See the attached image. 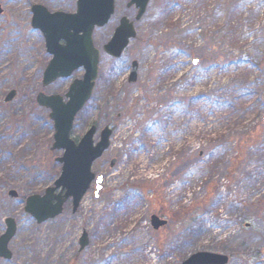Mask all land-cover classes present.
<instances>
[{"label":"rangeland","instance_id":"374dc122","mask_svg":"<svg viewBox=\"0 0 264 264\" xmlns=\"http://www.w3.org/2000/svg\"><path fill=\"white\" fill-rule=\"evenodd\" d=\"M35 5L77 10L76 0H0V237L5 219L17 224L12 259L0 264H183L197 253L255 249L238 204L264 197V0H150L119 59L103 52L110 31L96 36L98 79L72 138L96 126L97 143L113 129L110 149L93 166L103 189L96 198L93 184L77 213L69 200L42 225L25 213V201L53 187L63 151L51 150L54 124L37 96H65L85 72L42 86L51 57L31 26ZM133 62L138 79L130 84ZM253 130L260 140L229 190L237 143ZM206 185H219L218 195L206 197ZM153 216L167 225L154 230ZM83 233L89 245L80 252Z\"/></svg>","mask_w":264,"mask_h":264},{"label":"water","instance_id":"95a60500","mask_svg":"<svg viewBox=\"0 0 264 264\" xmlns=\"http://www.w3.org/2000/svg\"><path fill=\"white\" fill-rule=\"evenodd\" d=\"M150 0H131L129 7L138 10L137 21L147 11ZM2 11L0 9V15ZM115 13V0H77L74 14L64 12L50 13L45 7H32L33 29L42 33L45 40L46 53L51 57L44 74L42 86L47 88L59 80H66L79 70H84L82 79L74 80L65 96H37V104L49 111V119L54 124V143L52 151H63L56 163L62 166L61 174L53 187L44 195H33L26 199L24 211L38 225L60 217L65 204L72 200L73 213H77L81 202L95 184V197L99 198L103 189L104 177L93 172L94 164L110 149L113 130L105 127L100 132L96 143L98 128L92 126L82 139L76 142L72 138L77 116L90 102L99 74L100 51L95 47L93 34L96 29L105 27ZM135 38L133 23L124 18L116 30L112 40L104 46L103 51L111 58L119 59ZM138 79V64L132 63L129 83L135 84ZM16 92H10L4 103L12 102ZM117 161L111 162L114 168ZM10 199H17L15 191L9 193ZM6 231L0 237V258L11 260L9 249L11 241L17 234V224L12 218L5 221ZM151 224L154 230L167 225V221L153 216ZM89 245V238L83 233L80 239V252ZM183 264H229V257L220 254L197 253L189 257Z\"/></svg>","mask_w":264,"mask_h":264},{"label":"trees","instance_id":"16d2710c","mask_svg":"<svg viewBox=\"0 0 264 264\" xmlns=\"http://www.w3.org/2000/svg\"><path fill=\"white\" fill-rule=\"evenodd\" d=\"M258 133L253 130L249 134L243 135L241 141L237 143V152L231 166L226 171V181L227 189L236 187L237 185H232L235 180L241 176L242 169L244 168V162L246 159L247 152L256 146L260 140ZM241 172V174H240ZM219 185H206V197H216L220 191ZM241 220L243 231L250 235L256 236L258 239V244L253 250H248L245 253L235 252L229 256L230 260L237 257L243 260L242 264H255L257 261H261L264 258V197H259L255 201L241 202ZM174 218L179 220V214H174Z\"/></svg>","mask_w":264,"mask_h":264},{"label":"flooded vegetation","instance_id":"af4514ba","mask_svg":"<svg viewBox=\"0 0 264 264\" xmlns=\"http://www.w3.org/2000/svg\"><path fill=\"white\" fill-rule=\"evenodd\" d=\"M131 0H124V4L121 1L115 0V13L112 16L111 20L109 21V23L103 27V28H99L96 29L94 34H93V41L95 44V39L96 36L98 34L101 33L102 30L108 29L110 31L109 37L107 38L106 44L107 45L113 38L116 30L120 27L121 21L122 19L126 18L128 19L131 23H133L134 25V29H135V38L133 40H135L137 38L138 32H137V27L136 25L142 20L137 21V15H138V10L135 7H129ZM122 3V6H121ZM1 9V8H0ZM123 10V12H122ZM2 11V10H1ZM2 14V13H1ZM98 32V33H97ZM131 40V42L133 41ZM130 42V44H131ZM129 44V45H130ZM104 45V46H105ZM103 46V48H104ZM96 47V44H95ZM129 47V46H128ZM127 47V48H128ZM97 48V47H96ZM98 49V48H97ZM125 52V51H124ZM124 54V53H123ZM108 56V55H107ZM114 59V58H113ZM5 231H6V227H5ZM10 249V248H9ZM1 259V258H0Z\"/></svg>","mask_w":264,"mask_h":264},{"label":"bare ground","instance_id":"6f19581e","mask_svg":"<svg viewBox=\"0 0 264 264\" xmlns=\"http://www.w3.org/2000/svg\"><path fill=\"white\" fill-rule=\"evenodd\" d=\"M87 206H89V205L87 204Z\"/></svg>","mask_w":264,"mask_h":264}]
</instances>
